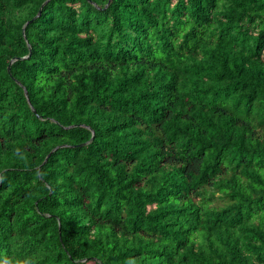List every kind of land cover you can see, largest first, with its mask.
<instances>
[{
  "label": "trees",
  "instance_id": "obj_1",
  "mask_svg": "<svg viewBox=\"0 0 264 264\" xmlns=\"http://www.w3.org/2000/svg\"><path fill=\"white\" fill-rule=\"evenodd\" d=\"M14 235L40 264H264V0H0Z\"/></svg>",
  "mask_w": 264,
  "mask_h": 264
},
{
  "label": "clouds",
  "instance_id": "obj_2",
  "mask_svg": "<svg viewBox=\"0 0 264 264\" xmlns=\"http://www.w3.org/2000/svg\"><path fill=\"white\" fill-rule=\"evenodd\" d=\"M24 240L25 237L22 235L10 237L8 251L6 252L3 248H0V264H40V261L46 255L43 245L37 247L33 252L21 251Z\"/></svg>",
  "mask_w": 264,
  "mask_h": 264
},
{
  "label": "water",
  "instance_id": "obj_3",
  "mask_svg": "<svg viewBox=\"0 0 264 264\" xmlns=\"http://www.w3.org/2000/svg\"><path fill=\"white\" fill-rule=\"evenodd\" d=\"M52 150H53V149H52ZM52 150H51V151H52ZM46 157H47V156H46Z\"/></svg>",
  "mask_w": 264,
  "mask_h": 264
}]
</instances>
